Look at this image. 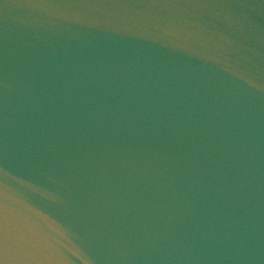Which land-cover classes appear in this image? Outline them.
Instances as JSON below:
<instances>
[{"label":"water","instance_id":"obj_1","mask_svg":"<svg viewBox=\"0 0 264 264\" xmlns=\"http://www.w3.org/2000/svg\"><path fill=\"white\" fill-rule=\"evenodd\" d=\"M0 264H264V0H0Z\"/></svg>","mask_w":264,"mask_h":264}]
</instances>
